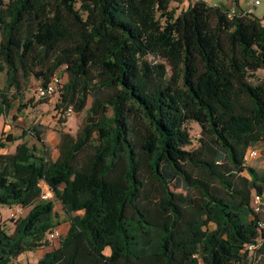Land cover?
<instances>
[{"label": "trees", "instance_id": "1", "mask_svg": "<svg viewBox=\"0 0 264 264\" xmlns=\"http://www.w3.org/2000/svg\"><path fill=\"white\" fill-rule=\"evenodd\" d=\"M169 3L80 1L78 43L57 50L48 0H0V113L29 76L44 83L58 68L56 107L80 111L89 98L54 157L36 125L0 136V147L27 133L39 142L0 152V207L26 208L11 231L0 227V264H247L252 249L264 254V195L261 211L250 207L264 168L244 163L245 147L264 139V78H252L264 68V23L236 2ZM187 120L201 128L192 148ZM40 180L51 196L39 197ZM51 197L67 214L64 234L15 262L51 240Z\"/></svg>", "mask_w": 264, "mask_h": 264}, {"label": "rangeland", "instance_id": "2", "mask_svg": "<svg viewBox=\"0 0 264 264\" xmlns=\"http://www.w3.org/2000/svg\"><path fill=\"white\" fill-rule=\"evenodd\" d=\"M48 1L51 10L58 13L62 27V37L55 44V48L57 50L69 49L76 45L79 40L82 16L79 8V2L83 0ZM185 1L189 0H181L180 3L176 5L169 3V6H175V12H177L181 7H183L182 4ZM204 1L209 3L213 2L211 4L218 2L226 4L229 0ZM239 4L244 9L248 7L246 0H239ZM252 13L259 17L261 22L264 23V0H259L257 4L252 6ZM147 59L151 62L163 65L166 70V75L170 73V68L164 58L148 54ZM55 72L58 73L62 80L65 79L64 74L61 72V68H58ZM252 78L255 80L264 78V68H258L255 70ZM38 82H40V78H35L32 75L29 76L27 82L23 86L20 97L12 98V106L4 114L0 113V136H4L5 133H9L10 135H19L22 129H28L31 125H36L38 129H40L42 143L49 151V154L54 157L57 154L59 132L68 131L72 134L75 133L81 123V116L85 112V107H87L89 103V98L87 99L86 105L80 111H74L73 108H71L72 112L70 114H66L63 112V109L55 106V102L59 95L58 92H54L46 97H37L35 95L34 87ZM3 83V75H1L0 86H2ZM9 93H11V90ZM185 125L190 135V143L187 144L185 148L195 147L198 144V138L201 136V128L199 124L193 120H187ZM22 140H24L28 145L32 143L39 144L32 134L27 133L12 142H6L3 147H0V151H12L15 144ZM253 148L256 149L257 154L254 157H246L244 163L254 167L256 170H261L264 168V139L251 142L245 147L244 153L247 149ZM184 188L183 184L180 183V185L175 189L184 191ZM51 198L53 201V209L57 213V219L59 221L57 226L60 231V236H62L68 225V217L62 209L60 202L53 197ZM12 206L13 205H2L0 207V227L6 231H11L14 219L17 216L23 215L26 211V208L23 207L21 211L16 214V216L13 215L10 217L9 211ZM262 217L264 219V213L262 214ZM47 242L48 244L45 247H38L33 250L20 253L16 256L15 262L25 263L35 261L44 250L57 245L58 239H52ZM104 252H106V249ZM247 264H264V254L258 250L252 249V251L247 254Z\"/></svg>", "mask_w": 264, "mask_h": 264}, {"label": "built area", "instance_id": "3", "mask_svg": "<svg viewBox=\"0 0 264 264\" xmlns=\"http://www.w3.org/2000/svg\"><path fill=\"white\" fill-rule=\"evenodd\" d=\"M170 3L173 4H178L180 3L181 0H168ZM247 4H248V8L242 10V12H245L246 10H250V7H252L253 5L257 4L259 2V0H246ZM233 12V8H230V10L228 11V14H231ZM61 86V78L59 77L58 74L54 73L51 75V77L44 83L38 82L35 87H34V93L37 97H46L48 95L53 94L54 92H57L59 90ZM72 112V109L70 106H68L65 110L64 113L66 114H70ZM257 154L256 149H247V151L244 153V159H246V157H254ZM39 186H40V191H39V197L40 198H47L49 196H51V192L47 186V184L40 180L39 181ZM262 204H263V194L261 193H256V192H252L250 195V207L252 208V210L254 212H259L261 211L262 208ZM22 209V207L18 204H13V206L11 207L10 211H9V215L10 217L15 215L20 212ZM259 226H264L263 223H259ZM60 235V231L58 226L52 227L49 230H47L46 232V238L47 239H56L58 238ZM255 244L253 243H246L245 247L248 250H251L254 247Z\"/></svg>", "mask_w": 264, "mask_h": 264}, {"label": "crops", "instance_id": "4", "mask_svg": "<svg viewBox=\"0 0 264 264\" xmlns=\"http://www.w3.org/2000/svg\"><path fill=\"white\" fill-rule=\"evenodd\" d=\"M191 1V0H190ZM188 2L189 1H185L182 5H183V7H185L187 4H188ZM234 2H236V4H237V6L235 7V8H240V9H244V8H242L241 6H240V4H239V0H229L225 5H227V6H233L234 5ZM207 3H209V2H207ZM211 3H213V2H211ZM219 3V2H218ZM222 3V2H221ZM248 8V7H247ZM247 8H245V9H247ZM250 10H251V12H252V7H250ZM0 152H4V151H0Z\"/></svg>", "mask_w": 264, "mask_h": 264}]
</instances>
